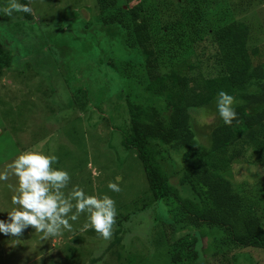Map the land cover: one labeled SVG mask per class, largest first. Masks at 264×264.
<instances>
[{
  "label": "rangeland",
  "instance_id": "rangeland-1",
  "mask_svg": "<svg viewBox=\"0 0 264 264\" xmlns=\"http://www.w3.org/2000/svg\"><path fill=\"white\" fill-rule=\"evenodd\" d=\"M30 6L31 22L20 13L0 15V47L13 59L0 75V170L26 150L53 153L58 157L53 167L67 170L71 177L63 190L66 195L73 184L89 195L107 194L115 200L117 216L108 241L84 228L83 213L70 221L71 231L58 237L42 239L31 226L18 237L0 234V264H174L168 234L173 242L197 238L196 264H264L262 250L223 249L221 231L176 223L174 202L151 195L137 152L124 143L143 108L164 110L161 101L144 91L161 71L150 70L147 76L143 55L127 48V19L125 28L100 24L119 8L129 11L136 6L146 11L154 32L167 25L188 37L190 27L197 36H207L238 23L245 28L242 35L253 63L264 74V0H118L106 13L96 0H30ZM154 34L160 36L159 30ZM187 60L181 49L171 62L180 68L188 66ZM127 63L136 70L124 68ZM244 92L258 90L250 87ZM216 100L204 108L175 111L171 117L172 126L185 130L208 154L223 123ZM244 103L234 97L233 107ZM263 108L250 106L247 111L255 114ZM149 146L178 196L198 203L190 184L192 159L179 142L165 145L154 140ZM256 154L246 146L243 157L221 177L258 211L264 226V168ZM116 177L121 190L111 192L107 183ZM15 183L11 174L0 183V219L14 207L13 192L5 185Z\"/></svg>",
  "mask_w": 264,
  "mask_h": 264
},
{
  "label": "trees",
  "instance_id": "trees-1",
  "mask_svg": "<svg viewBox=\"0 0 264 264\" xmlns=\"http://www.w3.org/2000/svg\"><path fill=\"white\" fill-rule=\"evenodd\" d=\"M20 2L28 3L27 0ZM96 2L102 13L116 8L118 4V0ZM163 8L166 9L165 2ZM145 12L140 6L129 11L119 8L114 15L100 20V24L105 26L125 28L127 19V39L131 41L127 42V48L137 49L143 55L147 76L150 70L161 71L153 80L149 79L144 91L150 98L161 101L164 110L158 111L154 106H147L142 112L140 110L139 117L132 120L124 144L129 150L137 152L151 195L156 200L174 202L171 209L176 223L188 224L198 230L208 228L221 231L224 236L219 241L223 249L264 252L262 216L256 209L247 206L231 184L221 177L233 162L243 157L246 146L254 148L264 168V108L255 114L247 111L250 106L264 105V74L253 63L252 53L245 46L242 35L245 28L234 23L215 32L211 30L207 36H197L190 27L188 37L186 32L180 34L176 28L165 25L158 29L159 36L154 34L158 30H152ZM20 15L26 22L33 20L32 13ZM181 40L185 43L181 44ZM181 49H184L188 66L179 68L171 60L177 58ZM12 64V57L5 55L0 47V75L4 67ZM124 68L136 70V66L129 63ZM250 87L256 88L258 93L245 94L244 91ZM220 91L245 103L234 108L237 118L230 126L222 123L219 134L213 140V151L208 154L185 130L173 127L171 117L175 111L189 112L209 106ZM154 140L165 145L178 141L180 148L189 154L192 159L190 184L199 198L198 203L181 198L168 184L156 152L149 146L150 141ZM164 226L169 228L171 225ZM167 243L172 248L171 261L174 264L184 260L196 264L199 258L195 248L197 238L189 242H173L168 234Z\"/></svg>",
  "mask_w": 264,
  "mask_h": 264
},
{
  "label": "clouds",
  "instance_id": "clouds-1",
  "mask_svg": "<svg viewBox=\"0 0 264 264\" xmlns=\"http://www.w3.org/2000/svg\"><path fill=\"white\" fill-rule=\"evenodd\" d=\"M33 9L20 0H0V15L12 17L13 13L31 14ZM234 97L224 91L217 94L216 110L223 124L230 126L237 118L233 107ZM58 157L40 150H26L19 153L4 170H0V183L8 181L9 175L16 177L15 185L6 187L13 192L11 204L5 219H0V234L18 237L31 226L41 234L42 239L58 237L64 231H71L80 215H85V229L91 228L104 241L113 234L117 208L115 200L107 195H89L73 184L65 194L71 181L67 170L53 167ZM120 177L107 183L111 192H119Z\"/></svg>",
  "mask_w": 264,
  "mask_h": 264
}]
</instances>
